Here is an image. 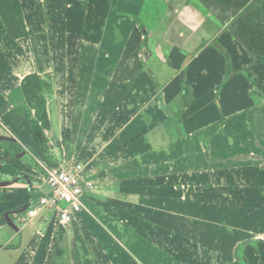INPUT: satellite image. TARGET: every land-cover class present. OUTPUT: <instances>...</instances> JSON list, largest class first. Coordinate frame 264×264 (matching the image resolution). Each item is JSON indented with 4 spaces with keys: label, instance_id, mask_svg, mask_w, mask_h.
Listing matches in <instances>:
<instances>
[{
    "label": "crops",
    "instance_id": "1",
    "mask_svg": "<svg viewBox=\"0 0 264 264\" xmlns=\"http://www.w3.org/2000/svg\"><path fill=\"white\" fill-rule=\"evenodd\" d=\"M58 2L46 19L38 8L31 16L37 34L51 36L33 52H54L58 32H80L81 55H116L109 66L96 59L89 81L80 60L63 66L61 77L55 63L37 64L14 84L31 45L12 38L0 18L2 59L16 60L0 79V264H237L239 245L244 264H264V231L238 239L231 222L237 213L264 214V63L200 0ZM32 73L49 76V115L50 101L64 98L66 117H80L73 160L95 179L85 210L99 214L101 230L89 233L85 216L63 226L48 209L24 215L34 197L50 192L46 168L61 160L37 146L9 100ZM237 104L248 106L231 109ZM240 113L254 140L236 151L228 125ZM20 133L39 153L33 165ZM15 162L26 167L20 175L7 171ZM90 245L100 247L95 259Z\"/></svg>",
    "mask_w": 264,
    "mask_h": 264
},
{
    "label": "rangeland",
    "instance_id": "2",
    "mask_svg": "<svg viewBox=\"0 0 264 264\" xmlns=\"http://www.w3.org/2000/svg\"><path fill=\"white\" fill-rule=\"evenodd\" d=\"M60 1V2H58ZM61 3L62 0H20V5L22 8V12H23V17L24 14H29L30 20L25 19L24 17V22H25V26L27 29V32H32L31 35H28L25 38H22L21 40H24L25 42H30L31 47L27 48L25 53H23V59L26 61L24 64L23 69L19 70L17 72V70H15V75H11L14 78V84L15 82H17V78L20 79L21 76H23L25 73L27 72H33L35 70V68H37V64H39L40 66H50L49 68L53 69V64H56V75L58 77L63 76V74L60 73V71H63V66L65 65H69L70 66V61L73 62H79L80 60L85 61V64L82 65V71H83V75H84V79L86 81H89L90 79V74L92 75V66H96L95 62L97 61L96 59H103L102 62H105L103 65H107L109 66L111 64V58L113 59L114 56L116 55L115 53H111L112 57L110 59H107L105 61V50L102 53H98V52H93V51H87L84 54L81 55V43L78 42V39L76 40L74 34H80V32H58L56 39H55V51L54 52H33V45L36 44V48L37 45L41 46V45H46L47 41L49 38H51V36H49V32H42V34H37V32H40V28H38L36 25H32L33 23L31 22V16L33 15L34 17L39 16L42 18H47L50 15L53 14L52 10L53 8L56 6L55 3ZM38 8V14H36V10ZM24 9V10H23ZM69 9H71L69 7ZM73 12V11H72ZM36 14V15H34ZM70 14V11H69ZM72 14V13H71ZM0 18H2L1 15V9H0ZM8 28V27H7ZM10 31V29H8ZM138 32L139 28L137 29ZM68 33V37L66 36V34ZM11 34V33H10ZM12 37V35H11ZM67 37V39H66ZM13 38V37H12ZM11 39V38H10ZM7 42V41H6ZM12 43L11 41L8 42V44ZM83 48L86 51V48L83 46ZM85 54L87 56V58L85 57ZM6 55V54H5ZM3 55V59H2V55H1V49H0V79L3 80L7 77V67H12L13 64L16 63V60L14 58H12V56H7V60L4 58ZM10 55V54H9ZM110 56V54H109ZM86 58V59H85ZM7 61L10 63L9 65H7ZM102 62L100 61V66H102ZM77 65H74V67ZM60 69H59V68ZM55 70V69H54ZM17 72V73H16ZM92 72V73H91ZM12 74V73H11ZM10 75V74H9ZM19 75V76H18ZM52 75V74H51ZM45 77H49L48 75H45ZM0 80V81H1ZM48 96V95H47ZM47 98V97H46ZM241 102V100H239ZM50 107H51V114L50 116V121H51V130L46 132L47 138L49 140V153H52L53 159L55 160H59L57 163V166L60 162L63 161V159L65 158V160L67 162H72L73 158H77L76 153L80 152V149L77 148V144H78V136H79V127H78V123H79V118L77 116H67L66 117V107L65 105L68 103V101H65V99L63 98V100H57L55 101V105L52 103V101H50ZM242 103V102H241ZM52 105V106H51ZM248 105H244V104H237L235 106H233L231 109H240V108H245ZM230 109V110H231ZM49 112V111H48ZM73 112H77L76 115H78V108L75 109ZM245 121H246V115H243L242 113H240V115H236L233 119V121H231L228 125V133L231 134L232 136V141L236 142L233 143V147H235L236 151L238 149V146L242 144H249L251 145L253 142L250 141L254 140V134L251 131H246L245 128ZM226 122H228V119H226ZM80 125V123H79ZM21 141H23V143L25 144L24 147H26L30 152H27V157L25 159H28V162L31 163V165H33L34 163V158L32 155L35 154H39L36 149L34 147L31 146V142L28 141L27 139L25 140V137L23 135H19ZM242 139V141H241ZM2 147V144H0V148ZM32 154V155H31ZM79 154V153H78ZM0 151V161H3L2 163H4V155ZM4 167H10L7 168V171H16V173H18V175H20V171H23L22 169H26V167L24 168L20 163L15 162L12 163L11 165H3ZM213 168V167H212ZM6 169V168H5ZM215 170V168H213ZM28 171V170H25ZM42 196V195H40ZM40 196L34 197L33 200H37ZM96 197L95 196V192H91V193H87L85 194L84 198H83V203L85 204V206L87 207V209H89V206H91L90 202L92 200V198ZM32 200V199H31ZM30 200V201H31ZM61 207H65L66 205L64 203H60ZM48 211L50 213H54L56 212L55 210H50L48 209ZM93 215H90L87 213V211H82V213L76 214V218H79L80 220H84V216L86 217L84 222L85 224H87V226H90V232L91 233V229H93L94 231L96 230H101V227H97L94 225V223L96 222V218L99 219V214H97L96 212H94L93 210ZM239 215V220H235L234 219V214L232 215V219L231 222L232 224H234L235 229L232 233L233 236L238 237V239H241L242 237H244V234L242 232H246V231H253V233L257 232V231H264V214H247L246 212H244V214H240L237 213ZM24 215H27V211H25ZM27 217V216H26ZM102 221L104 223L105 220L102 219ZM139 222V221H138ZM168 222L172 223V219L168 217ZM134 223H136V220H134ZM133 224V222H132ZM69 233L73 234V229L70 228L68 230ZM107 232V231H106ZM104 231V233L106 235H108ZM99 234V232H98ZM146 234V233H145ZM90 235V234H89ZM142 235V234H141ZM143 237H145V235H142ZM108 241V240H105ZM89 245V243H88ZM90 252H91V259H93L97 252H100V247L98 246H94V245H90L89 247ZM129 251L130 254L132 255V258L135 261H138L137 258V253L134 249H132L131 247H129ZM186 251L189 252V249H187ZM185 252V251H184ZM242 254V246L239 245L238 249L236 251V253L234 254L237 264H244L245 262H242L239 258L240 255ZM95 259V258H94ZM256 263V262H255ZM145 264H148V262H146ZM221 264H224L221 262ZM227 264H233V263H227Z\"/></svg>",
    "mask_w": 264,
    "mask_h": 264
},
{
    "label": "trees",
    "instance_id": "3",
    "mask_svg": "<svg viewBox=\"0 0 264 264\" xmlns=\"http://www.w3.org/2000/svg\"><path fill=\"white\" fill-rule=\"evenodd\" d=\"M223 25L228 26L237 40L264 63V0H200ZM2 19L14 39L25 38V26L20 0H0ZM52 92L48 77L32 73L9 95L23 124L33 140L45 153L49 151L46 132L51 130L47 95ZM22 103V104H19ZM187 104V103H186Z\"/></svg>",
    "mask_w": 264,
    "mask_h": 264
},
{
    "label": "built area",
    "instance_id": "4",
    "mask_svg": "<svg viewBox=\"0 0 264 264\" xmlns=\"http://www.w3.org/2000/svg\"><path fill=\"white\" fill-rule=\"evenodd\" d=\"M45 181L50 188L36 201L32 200L27 208V217H33L38 210H55L60 223L69 226L76 219V214L87 209L83 203L85 194L95 190V179L87 173L82 162H67L65 159L58 166L46 168ZM60 203L66 206L61 207Z\"/></svg>",
    "mask_w": 264,
    "mask_h": 264
}]
</instances>
